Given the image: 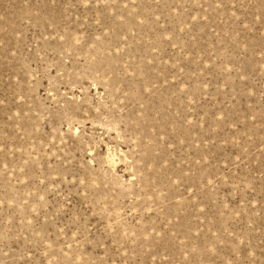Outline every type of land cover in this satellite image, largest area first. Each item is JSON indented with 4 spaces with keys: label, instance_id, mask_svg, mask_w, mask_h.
I'll return each instance as SVG.
<instances>
[{
    "label": "rangeland",
    "instance_id": "obj_1",
    "mask_svg": "<svg viewBox=\"0 0 264 264\" xmlns=\"http://www.w3.org/2000/svg\"><path fill=\"white\" fill-rule=\"evenodd\" d=\"M0 264H264V0H0Z\"/></svg>",
    "mask_w": 264,
    "mask_h": 264
}]
</instances>
